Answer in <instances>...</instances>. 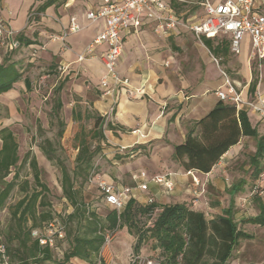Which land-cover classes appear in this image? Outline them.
Segmentation results:
<instances>
[{
    "label": "crops",
    "instance_id": "crops-1",
    "mask_svg": "<svg viewBox=\"0 0 264 264\" xmlns=\"http://www.w3.org/2000/svg\"><path fill=\"white\" fill-rule=\"evenodd\" d=\"M44 1L0 0V17L5 19L18 35L34 43L29 46L35 50L36 58L41 60L39 63L51 69H63L64 81L54 87L56 89L57 86L62 85L57 94L61 109L63 108L61 92L64 90L65 83L69 84L72 93L84 105L83 112L75 108L71 109V125L92 118L88 110L94 113L92 115H96L93 129L95 122L100 118L105 138L100 142V153L107 167L101 173L96 174L94 181L131 188L137 203L146 205L147 200L152 199L156 208L159 209L177 203L188 204L189 200L196 198V201L190 202L191 209L203 214L204 211H219L220 214L216 217L221 216L230 205L234 214L235 212L242 213L249 204L257 206L258 200L264 203L257 197L251 199V189L257 180H251L250 166L243 167L242 173L238 172L240 168L234 169L236 162L243 157L245 147L250 143L249 139L253 141L249 149L250 156L255 152V141L249 137H241L239 142L230 147L207 174L186 172L172 158L174 147L184 143L188 134L199 136L196 123L220 103L216 92L225 88L223 79L214 89L204 86L196 92L197 87L189 89L186 81L179 80L176 67L171 62L173 56L167 41L187 34L192 35L191 33L177 29L170 37L157 36L153 33L151 23H147L138 30L123 33V51L116 71L120 78L129 81V86H119L108 95H104L100 81L105 72L104 58L107 46L100 44L95 46L90 53H84L104 28L102 20L92 22L86 18L87 12L98 9L100 1L57 0L44 12H31L29 15L30 11ZM163 1L170 3L171 0ZM72 18L76 20L81 31L67 35L63 41L53 39L68 29ZM225 42H228L227 38H222V41L218 43L212 41L214 46ZM170 44L172 46V43ZM21 46L22 52L30 49L29 46L26 48ZM250 53V40L245 38L239 55L231 54L229 49L226 55L237 58L242 65L240 72L227 75L237 90L241 92L244 100L250 99L253 94L250 88L251 82L247 81V67L251 65L257 67L256 63L250 62ZM82 54H85L84 60L79 62L78 57ZM4 58L0 53V64ZM33 61L34 59L30 63ZM263 65L264 60L261 67ZM209 75L206 73L205 79ZM240 76L246 79L245 83L241 84ZM23 80L15 84L21 85V90L24 85ZM28 81L30 83L29 79ZM11 92L13 89L8 93ZM52 95L53 114L60 121V131L64 134L65 127L68 128L69 125L60 119L61 109L56 115L54 106L57 97L53 93ZM75 103L81 104L80 102ZM247 114L251 126L260 136L264 135V119H259L249 112ZM136 130L139 134H132ZM79 147L80 145L76 150ZM129 160L132 161L126 163ZM141 173L145 174L142 183L146 184V191L137 188L141 182L139 178ZM156 176L170 180L174 186L173 191L167 193L162 185L151 182V179ZM239 186H241L240 190H238ZM108 207L113 209L111 206ZM256 210V213L250 217L258 214V208ZM118 231L125 232L129 238H132L125 227ZM131 243L129 261L131 255L134 254V247ZM139 254L146 255L144 247L140 248ZM232 262L233 258L230 264Z\"/></svg>",
    "mask_w": 264,
    "mask_h": 264
},
{
    "label": "trees",
    "instance_id": "trees-1",
    "mask_svg": "<svg viewBox=\"0 0 264 264\" xmlns=\"http://www.w3.org/2000/svg\"><path fill=\"white\" fill-rule=\"evenodd\" d=\"M57 0H45L36 8L35 13H42ZM18 42L27 47L34 44L18 35ZM203 45L216 56L228 53L227 42L214 46L211 40L203 39ZM23 77L18 62L5 57L0 64V95L11 91L14 85ZM24 86L29 90L30 83L24 79ZM257 79L252 80L251 92H255ZM62 85L54 89L53 94L61 90ZM55 111L58 115L61 104L58 97L55 100ZM100 118L95 122L91 139L96 140L97 145L91 149L85 141L80 143L74 161L72 176L67 168L58 163L56 166L61 172L60 187L63 197L70 203L73 212L67 217L70 222H76L78 232L83 235L75 236L71 242L70 250L64 254L63 261L59 264H67L76 260L84 264H94L105 244L106 232H113L125 227L131 236L136 238L133 248L134 253L139 254L140 248L151 242L154 251H159V264H230L233 252L240 241L251 240L253 237L244 232L233 219L232 207L225 210L221 216L207 220L202 212L191 209L189 204L177 203L161 208L151 225L153 210L157 207L154 203L141 205L136 200L130 199L123 211L108 212L104 219L99 218L94 212H90L87 206L81 202L79 193L74 188L78 179L86 181L93 168L95 157L101 152L100 142L104 141L103 127ZM62 125V124H61ZM109 128V126L107 125ZM199 128V136L187 135L181 145L174 147L173 160L186 172L209 173L218 163L220 158L236 145L241 137H249L255 141V152L249 156L248 165L252 169L251 180H258L264 170V135H259L251 126L248 114L245 110H236L235 107L222 102L212 109L203 119L196 123ZM62 131L58 138H62ZM76 135L75 138H78ZM0 183L4 188L0 191V210L15 186V181L3 182L9 175L10 169L17 166L20 161L18 156V144L9 128L0 130ZM49 145V142H48ZM49 162L53 158L48 147H39ZM133 151V150H132ZM131 155V154H130ZM22 164H28L33 173L35 189L30 195L22 198L13 208L11 217L19 223L15 231L14 239L18 242V249L14 254L7 248V254L16 255L15 264H44L52 262V252L47 247H40L38 242L31 240V230L40 227L52 219L49 212L44 210L48 206V188L41 182L38 164L34 157L24 156ZM17 175L14 176V179ZM39 189V190H38ZM241 186L238 187V190ZM258 214L254 217L240 221L241 225H253L264 228V203L257 201ZM145 217L146 222L139 226L136 219ZM30 221L28 230L22 228V224Z\"/></svg>",
    "mask_w": 264,
    "mask_h": 264
},
{
    "label": "rangeland",
    "instance_id": "rangeland-1",
    "mask_svg": "<svg viewBox=\"0 0 264 264\" xmlns=\"http://www.w3.org/2000/svg\"><path fill=\"white\" fill-rule=\"evenodd\" d=\"M36 8L30 11L29 15L31 12L35 13ZM170 43H172V46ZM167 44L172 53L173 58L171 62L176 67L179 80L186 81L189 84V89L197 87L196 92L204 86H210L211 89H214L217 84L221 83L223 78L219 74L220 71L226 74H235L242 70V65L237 58L230 55L216 56L190 34L168 40ZM21 47L11 52H5L0 49L2 57H7L12 61L20 63L19 67L23 73L22 80L28 78L31 83L30 90H27L24 85H22L21 90V85L17 84L14 85L13 92L0 96V129L9 128L12 131L18 144V156L20 159L17 166L10 169L9 175L3 181L9 183L14 180L15 186L7 198L4 208L0 210V245L4 246L6 252L7 248H9L11 254H14L18 249V242L14 239V236L17 224L19 223L11 217V212L22 198L30 195L35 189L31 169L28 164L24 165L21 163L26 155L29 158L35 157L40 170V180L49 190L47 194L48 206L44 210L51 214L52 219H57L65 226L64 239L56 240L54 248L51 249L52 262L44 264H59L63 261L64 254L70 250L73 238L78 234L82 236L83 231L78 232L76 222H70L67 219L73 212V208L62 195L60 187L61 173L56 165L62 163L67 168L69 175L72 176L77 146L82 141H85L91 149L96 146L97 141L90 138L96 115H92L94 113L88 110L92 118L83 120L76 125H71V109L75 108V110L83 112L84 105L72 93L69 84L65 83L64 90L61 92L63 108L60 111V119L63 123L67 122L69 126L68 128L65 127L63 137L59 139L58 132L61 130V127L60 121L53 114L52 93L56 85L63 83L64 75L55 68L51 69L39 63L41 60L36 58V52L32 49V46H29L30 49L25 52L21 51ZM210 54L218 60V65L213 63ZM32 59L34 61L30 63ZM247 69V81L250 80L252 82V80L257 79L255 91L264 94V65L260 69L252 65L247 67ZM206 73L210 75L205 79ZM204 82L206 84H203ZM241 82V84L245 83L246 79H242ZM73 102L74 105L72 106ZM75 102H80L81 104L78 105ZM224 104L228 105L227 103ZM76 135H79V137L75 138ZM249 142L245 147L243 157H240L236 162V166H234V169L240 168L239 173H242L243 167L248 166V157L251 154L249 149L252 147L253 141L249 139ZM41 146L48 147L53 162H49L46 159L39 149ZM130 161L132 160L126 161V163ZM106 167V161L102 159L101 153H99L94 159L93 168L89 173L88 179L86 181L78 179L74 184L81 202L87 206L90 212H94L101 219H104L111 209L105 204L99 189L95 183H91L90 179L95 178L96 174L101 173ZM15 175H17L16 179H14ZM3 188L4 183H0V191ZM251 191V199L257 197L264 201L263 174L252 187ZM191 201H196V198L189 200V205ZM253 205L249 204L247 209L243 210L242 213H234L233 219L238 224V227L253 238L251 240L240 241L238 247L233 252L232 264H264V228L239 225L242 219L253 216L256 213L257 206L254 207ZM219 214L220 212L216 210L204 211L207 220ZM136 222L139 227L146 222V219L145 217H138ZM20 224H22V228L26 231L30 228L31 222L28 221ZM106 235L109 238L108 243L106 242L102 247L99 257L95 259V263L130 264V242H132V247H134L136 238L134 236L129 238L125 232H119L118 230L106 232ZM31 240H34L32 236ZM142 247L146 250L144 257H153L160 260V253L153 250L151 242L144 244ZM8 256L9 264L17 262L16 255H13V257L11 255ZM67 264L84 263L72 260Z\"/></svg>",
    "mask_w": 264,
    "mask_h": 264
},
{
    "label": "built area",
    "instance_id": "built-area-1",
    "mask_svg": "<svg viewBox=\"0 0 264 264\" xmlns=\"http://www.w3.org/2000/svg\"><path fill=\"white\" fill-rule=\"evenodd\" d=\"M99 1L98 9L87 12L86 18L92 22L102 20L104 28L84 53H90L100 44L107 46L104 58L105 72L100 81L104 95H108L119 86H129V81L120 78L116 71L123 51L122 34L130 30H138L147 23L152 24L153 33L157 36L170 37L177 29H181L191 33L201 45L203 39L218 43L222 38H227L229 51L233 55L240 54L241 44L245 38H248L251 44L250 62L256 63L257 68H261L264 60V0H171L170 3L163 0ZM80 31V26L72 18L68 29L53 39L63 41L67 35ZM17 37L18 33L0 17V49L5 52L18 49L20 44ZM84 55L78 57L79 62L84 60ZM211 58L213 63L218 65V60L213 56ZM57 70L63 71L61 68ZM220 74L224 79L225 88L216 92L219 101L235 107L236 110H245L259 119H264V94L255 91L250 99L244 100L228 75L223 71H220ZM132 134H139V131H133ZM139 178L141 182L137 188L146 191L147 186L142 183L145 174L141 173ZM90 181L96 184L105 204L118 213L123 211L130 199L135 200L131 188L94 181V178ZM151 182L162 185L167 193L173 191V183L163 177L156 176ZM194 182L197 184L196 180ZM152 203L153 200L148 199L146 205ZM160 211L159 208L153 210L148 225H151ZM64 229V224L57 219H51L31 230V236L40 247L51 250L56 240L64 239ZM108 239L106 235L105 243H108ZM0 264H9V256L3 245H0ZM130 264H159V260L134 253L131 255Z\"/></svg>",
    "mask_w": 264,
    "mask_h": 264
}]
</instances>
